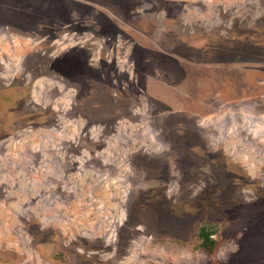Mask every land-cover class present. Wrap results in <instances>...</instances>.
Segmentation results:
<instances>
[{"label": "rangeland", "instance_id": "rangeland-1", "mask_svg": "<svg viewBox=\"0 0 264 264\" xmlns=\"http://www.w3.org/2000/svg\"><path fill=\"white\" fill-rule=\"evenodd\" d=\"M0 264H264V0H0Z\"/></svg>", "mask_w": 264, "mask_h": 264}, {"label": "trees", "instance_id": "trees-1", "mask_svg": "<svg viewBox=\"0 0 264 264\" xmlns=\"http://www.w3.org/2000/svg\"><path fill=\"white\" fill-rule=\"evenodd\" d=\"M210 234H208V233H205L204 234V239L208 242V241H211L212 243H213V241L210 239Z\"/></svg>", "mask_w": 264, "mask_h": 264}]
</instances>
